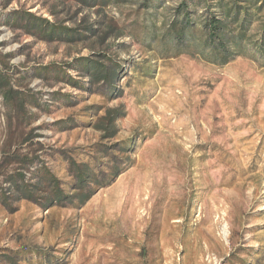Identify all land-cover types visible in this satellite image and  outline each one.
Here are the masks:
<instances>
[{
  "label": "rangeland",
  "instance_id": "374dc122",
  "mask_svg": "<svg viewBox=\"0 0 264 264\" xmlns=\"http://www.w3.org/2000/svg\"><path fill=\"white\" fill-rule=\"evenodd\" d=\"M210 2L0 0V264H264V57Z\"/></svg>",
  "mask_w": 264,
  "mask_h": 264
},
{
  "label": "trees",
  "instance_id": "16d2710c",
  "mask_svg": "<svg viewBox=\"0 0 264 264\" xmlns=\"http://www.w3.org/2000/svg\"><path fill=\"white\" fill-rule=\"evenodd\" d=\"M196 1L201 3L204 0ZM210 7L211 9L215 8L221 15V17L210 19L209 38L216 41L215 53L218 57L222 56L224 63L242 55L246 45L264 57V0H212ZM29 23L36 25L30 16ZM255 26L258 27V30L251 33ZM54 32L52 31V34ZM92 66L96 67L95 64H90V67ZM93 73L96 75L95 71ZM104 74L108 75L109 73ZM109 75L111 77V73ZM0 92L10 108L16 112L18 109L16 100L23 92H20L10 80L8 81L2 72H0ZM116 120V115L111 116L110 114L106 117V128L111 134L110 136L116 134ZM81 178L83 179L82 176ZM88 198L87 196L82 202Z\"/></svg>",
  "mask_w": 264,
  "mask_h": 264
}]
</instances>
